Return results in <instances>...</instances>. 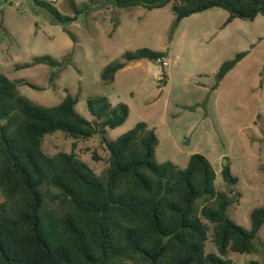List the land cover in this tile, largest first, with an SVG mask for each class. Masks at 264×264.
<instances>
[{
  "label": "trees",
  "instance_id": "obj_1",
  "mask_svg": "<svg viewBox=\"0 0 264 264\" xmlns=\"http://www.w3.org/2000/svg\"><path fill=\"white\" fill-rule=\"evenodd\" d=\"M65 27L89 5L70 0L72 15L63 14L48 0H32ZM119 8L141 6L148 10L172 1L175 17L170 37L179 21L196 12L220 7L234 18L264 16V0H107ZM70 33V32H69ZM246 54L225 60L216 72V83ZM166 51L146 47L125 52L101 71L103 81L130 61H161ZM43 63L61 69L49 55L25 63ZM53 76L55 71L51 73ZM18 82L0 73V264H150L147 255H161L155 264H231L230 252H256L255 238L264 223V207L250 211L245 229L228 215L235 198L217 190L215 172L201 153H192L184 168L154 159L157 136L145 122H137L115 139L106 131L121 125L128 105H112L106 96L87 99L92 116L76 110L77 97L66 94L54 105H41L18 90ZM62 131L74 139L99 134L108 151L102 176L73 152L46 154L42 139ZM228 185L237 183L229 164L221 169ZM231 190V189H230ZM238 195V193H236ZM202 204L197 212L196 202ZM216 252H205L209 226ZM257 264V263H252Z\"/></svg>",
  "mask_w": 264,
  "mask_h": 264
},
{
  "label": "rangeland",
  "instance_id": "obj_2",
  "mask_svg": "<svg viewBox=\"0 0 264 264\" xmlns=\"http://www.w3.org/2000/svg\"><path fill=\"white\" fill-rule=\"evenodd\" d=\"M48 1L63 14H73L70 0ZM74 1L89 5L88 12L64 27L32 0H0V73L21 79L18 90L41 105L57 104L66 94L76 96L75 110L87 120L92 119L89 97L103 95L112 105L126 103L127 118L108 128L106 137L115 139L145 122L157 136L156 162L184 168L192 153L203 154L215 172L216 189L235 198L229 217L249 229L250 211L264 207V16L225 23L228 12L212 7L182 18L170 37L172 1L150 10L119 8L107 0ZM142 47L166 51V64L134 60L112 81L100 78L107 64ZM239 52L246 54L213 88L221 63ZM40 55L66 61L65 66H24ZM41 147L49 155L73 152L98 176L108 166L99 134L74 139L55 131L43 137ZM226 163L238 178L234 185L222 179ZM201 204L197 200V212ZM205 223V252H216L212 225ZM254 241L256 252L227 254L231 264H264V223Z\"/></svg>",
  "mask_w": 264,
  "mask_h": 264
},
{
  "label": "water",
  "instance_id": "obj_3",
  "mask_svg": "<svg viewBox=\"0 0 264 264\" xmlns=\"http://www.w3.org/2000/svg\"><path fill=\"white\" fill-rule=\"evenodd\" d=\"M162 250H163V247H160L157 253L152 254V255H147V257L150 260V264L156 263V260L161 255ZM190 261H191V257H188L186 259L178 261L176 264H189Z\"/></svg>",
  "mask_w": 264,
  "mask_h": 264
},
{
  "label": "built area",
  "instance_id": "obj_4",
  "mask_svg": "<svg viewBox=\"0 0 264 264\" xmlns=\"http://www.w3.org/2000/svg\"><path fill=\"white\" fill-rule=\"evenodd\" d=\"M163 59H164V58H163ZM163 59H162V60H163ZM162 62H163L164 64H166L165 60H163Z\"/></svg>",
  "mask_w": 264,
  "mask_h": 264
}]
</instances>
